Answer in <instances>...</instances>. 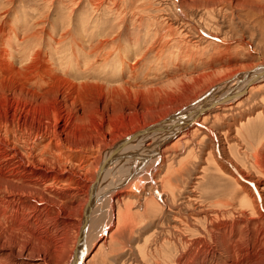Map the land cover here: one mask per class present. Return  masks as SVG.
<instances>
[{
    "label": "bare ground",
    "instance_id": "bare-ground-1",
    "mask_svg": "<svg viewBox=\"0 0 264 264\" xmlns=\"http://www.w3.org/2000/svg\"><path fill=\"white\" fill-rule=\"evenodd\" d=\"M18 1L0 0V264H91L97 248L105 264L136 208L172 223L152 264H264V57L222 30L227 7L258 1L166 0L164 21L142 0ZM236 44L253 64L230 68ZM203 154L236 204L207 206L196 187L178 199ZM73 220L65 255L51 235Z\"/></svg>",
    "mask_w": 264,
    "mask_h": 264
},
{
    "label": "rangeland",
    "instance_id": "rangeland-1",
    "mask_svg": "<svg viewBox=\"0 0 264 264\" xmlns=\"http://www.w3.org/2000/svg\"><path fill=\"white\" fill-rule=\"evenodd\" d=\"M142 1H143L142 5H145L144 10L146 11V13L153 15V16L156 15V16L160 17L159 18L160 21H164L162 16L163 17L165 16V18H167L166 15H168V14L172 15L173 14L172 13L173 6H171V4H169V3H167L166 0H142ZM257 1L256 2H257L258 6L256 5L254 7L252 6V7L246 8L244 6L243 8L239 7V9L227 7L225 15L227 17L226 21H228L227 22L228 24L226 26L227 28L225 27L222 30L224 32L223 37L230 36V37L236 38L237 40L244 41L245 43H251L253 45V50L254 49H255V51L257 50L255 56H260V57L263 56L264 57V0H257ZM145 2H146V4H145ZM259 2L261 4H259ZM17 4H18L19 8H21V6H23L22 5L23 3L20 2V0L17 2ZM35 4L37 7L40 8L41 5L39 3H35ZM198 4H199V8L197 10H198V13H201V11L204 10V7L202 5V1H198ZM29 5H33V3H29ZM42 6H43V4H42ZM86 9H88V8H85V10ZM234 9H235V11H234ZM228 26H231V27H228ZM237 45L238 44H236L234 46V51H237L234 54H237L239 56V58H242V59H239L240 61L237 60L235 62H232L230 64L231 67L230 66L229 67L232 68L234 65H235L234 67H238V66H240L239 64H241V65L253 64L254 63L253 58L247 59V57H245V54L247 53L248 50L245 49V51H244V50H242L241 47L239 48V46H237ZM248 94H246L245 96L248 97L249 96ZM246 97H244V98H246ZM256 113H254L253 115H251L248 118H244L242 120L243 123H246L247 121L251 122L252 120H255L257 115H258V112H256ZM234 133H232V136L233 135L235 136ZM230 143L233 146H236L237 142H236V140H233ZM235 154H236V152H234V155ZM235 156L237 158V161H238L240 167L244 171H247V173H249V174L255 173L248 159L242 158L243 156H237V154ZM200 159H199V161H196V160L190 158L188 160V163L190 165L188 168L189 171L186 173V175H181L180 177L179 176L176 177V181L173 182V185L176 187V190H177V191L175 190L176 193L178 195L180 193L179 198L176 194L177 198L180 200L183 199V195H185V193H186L185 191H189L190 189H192V187H196L198 189L197 193L199 192L198 195L202 196L201 199L204 201V204L207 206L208 205L211 206V204H212V206H215L218 209H225L224 207L218 206L215 204L217 201H219L221 199H224V200L228 199L227 201L232 199V201H229V202L236 204L235 203L236 201L234 200L235 197L233 195L234 193H232L234 191V189H236L235 186L232 184L233 181H231L226 176H224V174H222L223 172H219L217 170L216 166H214L213 162H211L212 160L211 161L208 160L209 157L207 154L200 155ZM179 162L180 161L178 160L174 166L178 167ZM198 170L203 171L204 174L198 173ZM200 175L202 176L201 179L196 180L195 177L200 176ZM183 192H185V193H183ZM181 194H182V196H181ZM205 195H207L208 197ZM209 196H210V198H209ZM160 209L161 208H159L158 215H157V213H154V214H156L155 217H153L152 219H149L148 221H145L144 218H141L142 217V212H141L142 210H139V208L134 209V213L138 214V217H136V220H137L136 221V224H137L136 227L135 226L134 227L128 226L124 229V232L122 233L123 235L120 234L114 240L113 239L110 240L112 253L110 255V258L108 259V261L105 264H142V263L146 264V262H147V264H152L151 261L153 259H155L154 257L158 256V253L154 251V252H152V254H149V256H146V258L144 259L145 252H146L145 249H147L148 246H151V245H153L154 248L156 247L155 244H153L152 240H153L155 234H157L158 230H160V229H157L159 226L161 227V229L163 228L164 231L166 232L165 234H162V238L165 237V239H168L167 237H168L169 228L166 227V223H169L172 225L171 222H165L162 220L159 221ZM74 218H76V220H78L76 216ZM197 219H198L197 222L203 221L201 216H198ZM73 221H74V225H73V227L71 226L72 228L71 227L69 228L70 232L68 234L62 233V234H52L51 235V237L54 238V240L57 242L58 241L60 242L62 240H65V238L66 239L68 238L69 243H68L67 247L64 248L65 249V255L70 254L72 247H73V244H74V241H75V237H76L77 232H78L76 229L77 228V222L75 220H73ZM200 225H202V224H200ZM128 228H130V229H128ZM111 230L113 232H115L116 228H114V226H113L111 228ZM27 238L31 239V237L30 238L27 237ZM145 240H148V241L145 242ZM97 250H98V248L95 249L92 253H90L89 256H87V258L89 260H91V264H101V261L98 258ZM18 263L19 264H27V263L28 264H35V263L38 264L39 258H36V257L32 258L30 256V252H23L19 256V262ZM59 264H63V263L61 262Z\"/></svg>",
    "mask_w": 264,
    "mask_h": 264
}]
</instances>
